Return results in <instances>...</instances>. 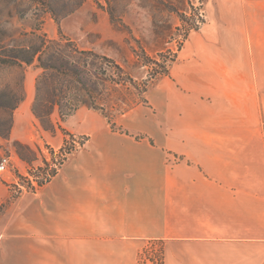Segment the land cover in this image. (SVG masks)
Instances as JSON below:
<instances>
[{"label":"crops","instance_id":"1","mask_svg":"<svg viewBox=\"0 0 264 264\" xmlns=\"http://www.w3.org/2000/svg\"><path fill=\"white\" fill-rule=\"evenodd\" d=\"M204 17L115 116L124 131L79 106L65 126L87 141L50 181L10 199L0 179V264H125L147 239L164 264H260L264 0H206Z\"/></svg>","mask_w":264,"mask_h":264},{"label":"rangeland","instance_id":"2","mask_svg":"<svg viewBox=\"0 0 264 264\" xmlns=\"http://www.w3.org/2000/svg\"><path fill=\"white\" fill-rule=\"evenodd\" d=\"M205 1L0 0V160L11 157L0 179H17L10 199L39 190L86 143L65 126L77 107L97 106L115 123L145 99L205 20ZM120 257L164 264L165 254L161 241L147 239Z\"/></svg>","mask_w":264,"mask_h":264},{"label":"built area","instance_id":"3","mask_svg":"<svg viewBox=\"0 0 264 264\" xmlns=\"http://www.w3.org/2000/svg\"><path fill=\"white\" fill-rule=\"evenodd\" d=\"M202 15L203 14H201V16ZM198 23L200 24L201 21L198 20ZM10 165H11V157L7 155H2L0 160V176H2L5 171H7Z\"/></svg>","mask_w":264,"mask_h":264},{"label":"trees","instance_id":"4","mask_svg":"<svg viewBox=\"0 0 264 264\" xmlns=\"http://www.w3.org/2000/svg\"><path fill=\"white\" fill-rule=\"evenodd\" d=\"M136 85V84H135ZM142 103L143 102H146L145 101V99H143L142 101H141ZM94 108H97V109H100L99 107H97V106H93ZM131 106L129 105L127 108H124L123 110H121V112H124V111H126L128 108H130ZM103 113L108 117V119H109V121L112 123V127L113 128H116V124L112 121V117L110 116V115H108L106 112H104L103 111ZM29 147V146H28ZM30 148V147H29ZM53 173L55 174L56 173V170H54L53 171ZM163 264V262L161 261V260H159V263L158 264Z\"/></svg>","mask_w":264,"mask_h":264}]
</instances>
